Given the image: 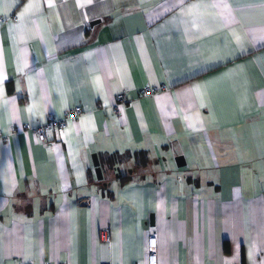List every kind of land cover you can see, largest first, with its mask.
Wrapping results in <instances>:
<instances>
[{"label": "crops", "instance_id": "0c3cea01", "mask_svg": "<svg viewBox=\"0 0 264 264\" xmlns=\"http://www.w3.org/2000/svg\"><path fill=\"white\" fill-rule=\"evenodd\" d=\"M4 2L0 264H264V0Z\"/></svg>", "mask_w": 264, "mask_h": 264}, {"label": "built area", "instance_id": "2783aa9c", "mask_svg": "<svg viewBox=\"0 0 264 264\" xmlns=\"http://www.w3.org/2000/svg\"><path fill=\"white\" fill-rule=\"evenodd\" d=\"M153 91L152 88L145 86L143 92L150 94ZM121 103H126L124 94L118 96V101L116 102L114 109L117 111ZM82 113V109L79 107H71L65 111L62 118H54L50 116L44 124H39L36 126L37 134L41 139L45 138V131L49 128L56 130H63L66 127L67 120L74 118ZM47 143V142H46ZM48 146V144H47ZM100 238L106 242H109L108 230L104 229L100 234ZM44 264H55L46 262ZM57 264V263H56ZM59 264H69V263H59ZM100 264H114L110 262H103ZM146 264H158V244L154 235H150L147 241V254H146Z\"/></svg>", "mask_w": 264, "mask_h": 264}, {"label": "snow or ice", "instance_id": "6c2138e0", "mask_svg": "<svg viewBox=\"0 0 264 264\" xmlns=\"http://www.w3.org/2000/svg\"><path fill=\"white\" fill-rule=\"evenodd\" d=\"M14 6L13 3H5L4 0H0V12H3L5 17L8 15V11ZM33 7L32 4L25 5L24 10L19 13V19L23 20L25 14ZM11 31V26L10 29Z\"/></svg>", "mask_w": 264, "mask_h": 264}, {"label": "water", "instance_id": "95a60500", "mask_svg": "<svg viewBox=\"0 0 264 264\" xmlns=\"http://www.w3.org/2000/svg\"><path fill=\"white\" fill-rule=\"evenodd\" d=\"M92 159H93L94 169H95V172L97 174V178L100 179L101 178V168L99 166V161H98L97 155L96 154H93L92 155ZM176 163L179 166L182 165V164H184V158H183V156H178L176 158Z\"/></svg>", "mask_w": 264, "mask_h": 264}, {"label": "trees", "instance_id": "16d2710c", "mask_svg": "<svg viewBox=\"0 0 264 264\" xmlns=\"http://www.w3.org/2000/svg\"><path fill=\"white\" fill-rule=\"evenodd\" d=\"M7 88L9 91H11L12 87H11L10 83L7 84Z\"/></svg>", "mask_w": 264, "mask_h": 264}]
</instances>
